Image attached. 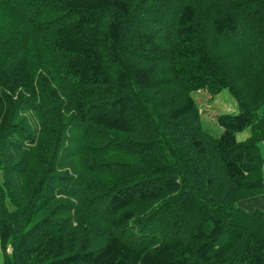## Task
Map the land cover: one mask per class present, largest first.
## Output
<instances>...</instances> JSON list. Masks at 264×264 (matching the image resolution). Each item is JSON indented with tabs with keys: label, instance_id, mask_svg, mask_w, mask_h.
Instances as JSON below:
<instances>
[{
	"label": "trees",
	"instance_id": "16d2710c",
	"mask_svg": "<svg viewBox=\"0 0 264 264\" xmlns=\"http://www.w3.org/2000/svg\"><path fill=\"white\" fill-rule=\"evenodd\" d=\"M260 143L264 0H0V264H264Z\"/></svg>",
	"mask_w": 264,
	"mask_h": 264
},
{
	"label": "rangeland",
	"instance_id": "374dc122",
	"mask_svg": "<svg viewBox=\"0 0 264 264\" xmlns=\"http://www.w3.org/2000/svg\"><path fill=\"white\" fill-rule=\"evenodd\" d=\"M204 127L214 136H220L223 128L217 122V116L221 114L237 113L238 106L234 96L223 89L218 94H211L206 90H200L193 93ZM251 134V128L248 127L244 131L237 134L238 140H244ZM260 152L264 158V144L260 143ZM263 179H264V163H263ZM11 251V249H8Z\"/></svg>",
	"mask_w": 264,
	"mask_h": 264
},
{
	"label": "crops",
	"instance_id": "0c3cea01",
	"mask_svg": "<svg viewBox=\"0 0 264 264\" xmlns=\"http://www.w3.org/2000/svg\"><path fill=\"white\" fill-rule=\"evenodd\" d=\"M243 206L249 210H252L256 207H261L264 209V194L243 202Z\"/></svg>",
	"mask_w": 264,
	"mask_h": 264
}]
</instances>
